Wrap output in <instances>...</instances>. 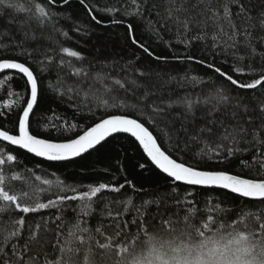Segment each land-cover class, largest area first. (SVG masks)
Listing matches in <instances>:
<instances>
[{
  "label": "snow or ice",
  "instance_id": "snow-or-ice-1",
  "mask_svg": "<svg viewBox=\"0 0 264 264\" xmlns=\"http://www.w3.org/2000/svg\"><path fill=\"white\" fill-rule=\"evenodd\" d=\"M58 2L0 0V264H264V0H79L90 22L125 26L132 52L123 63L64 46L71 36ZM153 43L179 65L162 64L168 53ZM54 59L60 72L48 90L72 119L50 108L33 128L44 93L33 65L44 71ZM20 81L22 92L8 90ZM120 134L171 181L169 191L115 176L80 186L25 181H41L42 165L27 168L22 155L75 162ZM18 181L26 186L17 190ZM217 190L235 199L217 200ZM169 201L184 206L182 216L168 214Z\"/></svg>",
  "mask_w": 264,
  "mask_h": 264
},
{
  "label": "trees",
  "instance_id": "trees-1",
  "mask_svg": "<svg viewBox=\"0 0 264 264\" xmlns=\"http://www.w3.org/2000/svg\"><path fill=\"white\" fill-rule=\"evenodd\" d=\"M58 7L62 10V19L59 22V26L65 31H69L71 36L70 41L64 42V46H70L73 50L80 51L84 57L91 60L93 58H104L107 60H117L123 63L124 60H127L131 57L132 46L130 42L125 38V26L123 25H112L108 24L107 20L104 25H96L94 22L89 21V17L85 14V10L82 5L79 3V0H69V3L65 5L63 0H59ZM80 27L81 31L76 32L74 29ZM60 41H64L65 38L60 36L58 38ZM57 47V45H53ZM152 48L156 53H161L162 51L168 53V60L166 62L162 61V64L167 65H179V62L172 58V52L164 48L163 45L157 46L153 43ZM137 54H140L137 50ZM55 55V54H54ZM59 56H64L63 53H59ZM66 59H68L65 56ZM23 59V57L21 58ZM35 70L38 72L41 79V86L44 89L43 99L40 103L39 108L35 110V116L33 119V128L36 127L35 121L41 120L43 122L51 113L49 109H55L57 114L63 115L68 119H72L71 110H65L64 106L57 107L56 101L52 97V93L48 90V85L50 83L55 84L57 75L60 72V69L57 66L56 60L47 67L46 70L40 71L39 67L35 64L33 65ZM194 68L195 71L203 73L207 71L199 66L190 65ZM19 83H13L8 90H15L22 92L23 90L19 87ZM0 95H4V91H0ZM6 99L11 100L12 97H5ZM3 101H0L2 105ZM14 117L10 116L9 119ZM76 122L78 123H91V121H81L79 117H76ZM53 136L57 134L53 131ZM21 159L27 168L33 169L35 164L39 162L42 165V168L36 170L38 175H41L42 180L35 182L33 178L30 177V174L25 175V181L27 183H35L38 186H43V179H50L54 183H58V178L60 180L66 181L70 185H87L91 182H112V176H115L119 182L123 183L124 178L133 181L137 188H143L147 192H167L170 190L171 181L156 170L150 162L143 155L142 151L138 146L132 142L130 138L124 135H119L117 139L112 140L110 144V149L106 148L99 153H93L92 156L87 157V159L80 160L79 158L75 162L65 161V162H50L41 160V158H34L31 154L22 155ZM139 164H145L146 167L141 169L138 167ZM209 164L213 167H223V165H213L211 162ZM119 167L120 172H115L114 169ZM233 170L235 172H243L248 175H259L261 170L258 165H253L251 169H243L239 167L238 164H234ZM21 172H24V169H20ZM52 173H56V176H53ZM10 175V173H8ZM21 186H26L24 181L15 182V187L17 190ZM56 188L53 187L51 192H55ZM51 192L44 193L42 199H46L51 195ZM107 195V194H106ZM125 195H136L140 194L133 193L131 189H127ZM185 195L184 188L180 189V196ZM211 196L220 201H226L230 203L235 199L233 194L227 193L222 190H217L211 193ZM54 198V197H52ZM207 197L204 194L197 197L201 201V206L203 207V200ZM243 202V201H242ZM135 203H139V199H136ZM171 208L169 215L172 212L180 213L183 215L181 206H173L171 201L168 202ZM75 206V202H73ZM55 209L50 210L47 214H51ZM66 220L69 222L73 221L74 214L71 210H68L65 214ZM94 222V221H93ZM132 231H135L133 228Z\"/></svg>",
  "mask_w": 264,
  "mask_h": 264
},
{
  "label": "water",
  "instance_id": "water-1",
  "mask_svg": "<svg viewBox=\"0 0 264 264\" xmlns=\"http://www.w3.org/2000/svg\"><path fill=\"white\" fill-rule=\"evenodd\" d=\"M120 135H124V136H127V134H120ZM141 151H142V149H140ZM143 153V152H142ZM146 157V156H145ZM146 159H147V157H146ZM148 160V159H147ZM149 161V160H148ZM150 162V161H149ZM150 164H151V162H150ZM152 165V164H151ZM154 168H155V166L154 165H152ZM156 169V168H155ZM156 170H158V169H156ZM159 171V170H158ZM160 172V171H159ZM161 173V172H160ZM161 174H163V173H161ZM164 175V174H163ZM165 176V175H164ZM223 191V190H222Z\"/></svg>",
  "mask_w": 264,
  "mask_h": 264
}]
</instances>
